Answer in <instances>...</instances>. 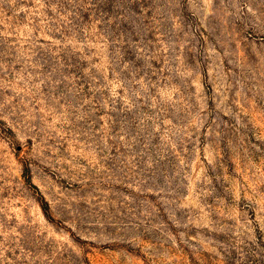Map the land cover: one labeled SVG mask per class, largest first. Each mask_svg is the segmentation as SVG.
<instances>
[{"label": "rangeland", "instance_id": "374dc122", "mask_svg": "<svg viewBox=\"0 0 264 264\" xmlns=\"http://www.w3.org/2000/svg\"><path fill=\"white\" fill-rule=\"evenodd\" d=\"M0 264H264V0H0Z\"/></svg>", "mask_w": 264, "mask_h": 264}]
</instances>
